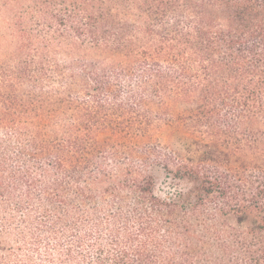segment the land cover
Returning <instances> with one entry per match:
<instances>
[{"label":"trees","instance_id":"16d2710c","mask_svg":"<svg viewBox=\"0 0 264 264\" xmlns=\"http://www.w3.org/2000/svg\"><path fill=\"white\" fill-rule=\"evenodd\" d=\"M0 264H264V0H0Z\"/></svg>","mask_w":264,"mask_h":264},{"label":"rangeland","instance_id":"374dc122","mask_svg":"<svg viewBox=\"0 0 264 264\" xmlns=\"http://www.w3.org/2000/svg\"><path fill=\"white\" fill-rule=\"evenodd\" d=\"M152 173L156 178L157 188L161 189L163 187L164 182H165V177H164L163 171L159 168H156L152 171Z\"/></svg>","mask_w":264,"mask_h":264}]
</instances>
